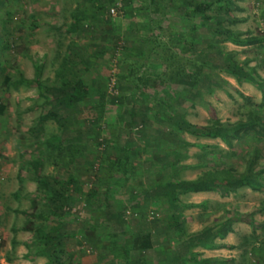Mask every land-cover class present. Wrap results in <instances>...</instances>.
Instances as JSON below:
<instances>
[{
	"label": "rangeland",
	"instance_id": "obj_1",
	"mask_svg": "<svg viewBox=\"0 0 264 264\" xmlns=\"http://www.w3.org/2000/svg\"><path fill=\"white\" fill-rule=\"evenodd\" d=\"M139 1L127 7L121 0L111 15L107 10L116 0H0V39L9 44L8 49L0 46V105L5 106L0 114V264H50L39 235L22 228L54 220L72 234L59 256L61 264H122L119 255L131 250L130 235L144 231L151 233L152 248L132 250L131 264H206L211 258L224 259L220 264H264V189L224 184L169 195L170 189L161 188L166 182L207 180L209 172L220 169L242 173L254 148L253 169L264 183V126L255 134L240 130L242 139L227 144L176 132L162 106L157 109L169 104L170 113L198 125L244 122L259 110L264 120V83L259 87L202 65L196 70L176 41L174 31L184 24L180 14L165 8L162 16L144 18L145 11L136 10ZM235 3L239 10L232 15L240 21L229 27L264 37V0ZM74 16L81 29L69 33ZM150 28L152 37L159 34L155 44L167 46L156 45L157 56L146 59L136 51L138 38ZM117 33L128 41L124 50L113 48ZM219 51L264 79V39L247 46L223 43ZM65 59L91 90L90 103L41 119L53 99L38 86L16 80L34 78L38 66L44 87L57 84L56 70ZM185 72H196L191 82L180 81ZM4 75L11 79L7 85ZM138 76L142 99L132 100ZM208 80L219 85L202 84ZM132 105L138 115L129 117ZM61 125L66 126L63 133ZM124 154L129 160L123 170ZM42 158L56 164L44 166L40 175L66 179L69 174L77 181L58 219L48 214L45 190L32 166L24 164ZM111 211L121 214L123 223L114 221Z\"/></svg>",
	"mask_w": 264,
	"mask_h": 264
},
{
	"label": "trees",
	"instance_id": "obj_2",
	"mask_svg": "<svg viewBox=\"0 0 264 264\" xmlns=\"http://www.w3.org/2000/svg\"><path fill=\"white\" fill-rule=\"evenodd\" d=\"M109 2L108 4H113L115 0H101V2ZM135 0H126L127 7H131V3ZM137 11H145L142 15L145 18L149 16L159 14L162 16L165 12V8H173L177 11L180 16L184 19V24L181 25V30L179 32L174 31L176 41L180 43V50L185 54L183 58H187V61L192 64L197 70L198 66L211 67L218 69L221 72L228 73L233 75L238 80H244L253 84L262 86L264 79L257 78L255 75L250 73L243 65L236 62L232 59L230 54H223L219 51V45L223 43H231L237 46H247L253 45L261 42L264 37H252L244 36L240 31L233 30L229 26L233 25L240 20L232 15L234 11L239 10L238 6L235 3V0H142L137 3ZM110 9V8H109ZM109 9L107 12L109 13ZM157 29L161 30V21L157 20ZM81 29L80 21L78 16H74L73 21L69 24L67 31L69 33H75ZM156 29V30H157ZM142 37L138 38V48L136 51L138 55H145L146 59L151 58L152 55L157 56L155 51L156 45L167 46L163 42L157 43V34L155 37H152L151 28L142 32ZM120 35L114 36V46L115 49L124 50L127 48L128 41L119 40ZM129 39V38H128ZM174 39L171 38V40ZM133 41V38H130ZM122 45V46H121ZM0 46L4 49L9 48V44H5L3 40L0 39ZM145 47L148 52H145ZM96 56V55H94ZM137 56V55H136ZM133 57V56H132ZM161 58V56H160ZM167 58H164V61L167 62ZM83 62V61H82ZM87 63V62H86ZM83 62L84 68H87V64ZM142 63V62H141ZM86 65V66H85ZM1 69V66H0ZM73 68L72 64L69 63L68 59H65L59 68L56 70L57 84L49 85L44 87L39 80V67H35L34 78L26 79L22 75L16 80L18 83L26 84L28 86L36 85L41 88L47 95L52 98V104L50 110L45 114L41 115V119H47L49 116L55 117V111L66 108L68 110H77L80 107L89 105L91 100L90 89L85 88L80 84L79 72ZM66 71V73H64ZM61 72L65 75L61 76ZM196 72L188 75L186 72L180 75V81H192ZM199 76V73H197ZM192 77V79H190ZM141 76H138L136 79L135 87L137 88L135 94L133 95L132 100L142 99L139 93ZM201 79L199 80V85H201ZM11 82V79L8 75L3 76L2 84L7 85ZM147 82V80H145ZM216 82V81H215ZM208 81H202L203 85H213L218 86V83ZM190 85H192L190 83ZM264 97V92H263ZM162 106V108H160ZM165 106V107H164ZM263 107V106H261ZM259 107V109H262ZM160 108L164 112L166 122L171 128H174L176 132L187 133L193 136L199 137H210V138H219L221 141L229 144L230 139L241 140L243 135L239 133L240 130H244V133L253 131V133H258L257 127L261 128L264 126V120L262 119L261 111H254L252 116L244 122L231 123H217V124H206L198 125L192 124L187 121L183 115L169 112L171 106L161 103L160 106H157V109ZM5 109L4 105H0V114L3 113ZM264 109V108H263ZM264 111V110H263ZM129 117L132 115H138L135 113V107L131 106L129 110ZM143 113H140V115ZM63 131L66 129V126L61 125ZM99 129V124H96ZM41 124H38L35 132H39ZM36 133V134H37ZM255 139V138H254ZM55 140V139H54ZM125 149V148H124ZM127 153V149L123 150ZM253 156L249 159L247 169L242 172H233L232 169H220L214 172H209V177L207 180L203 181H181L170 183L166 182L163 187L164 189H170L169 195H175V191L179 189L182 191L194 190V191H205L212 188L222 186L224 184L231 186L232 188L238 186H249L254 190L264 189V183H262L255 174L253 169V163L257 153V148L253 149ZM174 156H177V153L174 152ZM122 158V159H121ZM120 159L123 170L125 169L126 160L128 162V156L124 154ZM120 171V170H119ZM38 184L43 186L44 195L46 193V203L50 208L49 213L54 218H60L66 213L64 208L68 206L69 198L71 193L70 186L77 183L74 177L69 176L67 179H55L54 177L38 176ZM71 186V187H72ZM159 188V189H161ZM167 192V190H166ZM166 195V193H162ZM168 195V196H169ZM88 198H90L88 196ZM176 196L171 197L170 205L175 203ZM85 201V200H84ZM86 203V202H85ZM173 206V205H172ZM112 217L123 223V217L118 212H110ZM28 214V213H27ZM23 231L32 232L35 231L40 239L42 240V250L50 254V264H61L60 255L63 253L64 244L66 240L72 235L66 231L64 228L63 222L59 220H54L50 222L47 226H40L33 228L31 224L24 226ZM129 245L131 250L121 251L119 256H123L125 259L122 264H131V251L143 252L148 251L152 248V238L149 231L141 232L140 234L132 233L129 237ZM116 259L113 255L112 260ZM224 259L220 258H211L206 260V264H220ZM133 264V262H132Z\"/></svg>",
	"mask_w": 264,
	"mask_h": 264
},
{
	"label": "crops",
	"instance_id": "obj_3",
	"mask_svg": "<svg viewBox=\"0 0 264 264\" xmlns=\"http://www.w3.org/2000/svg\"><path fill=\"white\" fill-rule=\"evenodd\" d=\"M37 127V126H36ZM34 130H36V128L34 129ZM42 159H43V161H42ZM42 159H40V160H26V162H24V164L25 165H29V166H32V175L36 178V182L38 183V181H37V177L38 176H43V175H40V173H41V169H44V166H46V165H48L49 164V166H51V168L53 169V165H55L56 164V162H52V163H49V162H47V160L45 159V158H42ZM59 166V165H58ZM43 167V168H42ZM48 167V166H47ZM58 169H61V167L59 166V168ZM22 171H23V173L26 175L27 173L29 174V173H31V172H28V170L25 168V169H22ZM55 172V171H54ZM54 175L56 174V173H53ZM30 175V174H29ZM70 175L68 174V176L67 177H69ZM54 178L55 179H64V178H59V177H55L54 176ZM67 179V178H66ZM44 259L42 258H40L39 259V261H38V263H42V261H43ZM260 261H263V259H260Z\"/></svg>",
	"mask_w": 264,
	"mask_h": 264
},
{
	"label": "built area",
	"instance_id": "obj_4",
	"mask_svg": "<svg viewBox=\"0 0 264 264\" xmlns=\"http://www.w3.org/2000/svg\"><path fill=\"white\" fill-rule=\"evenodd\" d=\"M121 0H116V2L113 4L112 7H110L109 9V13L111 15H115L116 12L119 10V8L121 7V3H120Z\"/></svg>",
	"mask_w": 264,
	"mask_h": 264
}]
</instances>
